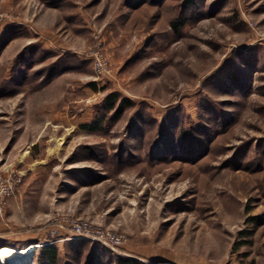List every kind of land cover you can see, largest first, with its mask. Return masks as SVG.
Returning a JSON list of instances; mask_svg holds the SVG:
<instances>
[{
    "label": "rangeland",
    "instance_id": "obj_1",
    "mask_svg": "<svg viewBox=\"0 0 264 264\" xmlns=\"http://www.w3.org/2000/svg\"><path fill=\"white\" fill-rule=\"evenodd\" d=\"M7 169L0 246L30 264H264V0H0Z\"/></svg>",
    "mask_w": 264,
    "mask_h": 264
},
{
    "label": "built area",
    "instance_id": "obj_2",
    "mask_svg": "<svg viewBox=\"0 0 264 264\" xmlns=\"http://www.w3.org/2000/svg\"><path fill=\"white\" fill-rule=\"evenodd\" d=\"M93 71L96 77H104L110 73L108 61L98 51H95L93 55ZM22 178L23 174L12 169L0 171V220L3 219L6 201L21 184ZM70 229L74 236L95 241L109 248H118L126 240L122 234L91 225L79 219H72L70 221Z\"/></svg>",
    "mask_w": 264,
    "mask_h": 264
},
{
    "label": "bare ground",
    "instance_id": "obj_3",
    "mask_svg": "<svg viewBox=\"0 0 264 264\" xmlns=\"http://www.w3.org/2000/svg\"><path fill=\"white\" fill-rule=\"evenodd\" d=\"M38 246L29 244L23 248L0 247V264H30L32 251Z\"/></svg>",
    "mask_w": 264,
    "mask_h": 264
},
{
    "label": "trees",
    "instance_id": "obj_4",
    "mask_svg": "<svg viewBox=\"0 0 264 264\" xmlns=\"http://www.w3.org/2000/svg\"><path fill=\"white\" fill-rule=\"evenodd\" d=\"M175 26L176 25L173 22L172 27H174V29H176ZM11 31H12V29H11ZM4 43H6V40L4 41ZM117 98H118V96L115 94H112L109 96V99L111 102L115 101ZM127 105L130 106V105H132V103L127 101ZM111 108H113V107H111ZM55 257H56L55 249L52 247L46 246V247H43V249H41L36 263L40 264L41 260H43V261L47 262L48 264H51V263L55 262ZM116 264H142V263L135 258L118 257L116 259Z\"/></svg>",
    "mask_w": 264,
    "mask_h": 264
},
{
    "label": "crops",
    "instance_id": "obj_5",
    "mask_svg": "<svg viewBox=\"0 0 264 264\" xmlns=\"http://www.w3.org/2000/svg\"><path fill=\"white\" fill-rule=\"evenodd\" d=\"M2 227H3V225H2V223H0V231H1V229H2ZM32 243H34V244H36L35 242H29V243H27L25 246H28L29 244H32ZM2 245H6V244H2ZM9 246H11V245H9ZM24 246V247H25ZM47 246V245H46ZM1 247V246H0ZM12 247H15V248H18L16 245L15 246H12ZM33 261V260H32Z\"/></svg>",
    "mask_w": 264,
    "mask_h": 264
}]
</instances>
